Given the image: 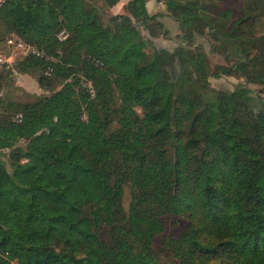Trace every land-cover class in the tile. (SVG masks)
I'll list each match as a JSON object with an SVG mask.
<instances>
[{
  "label": "trees",
  "instance_id": "obj_1",
  "mask_svg": "<svg viewBox=\"0 0 264 264\" xmlns=\"http://www.w3.org/2000/svg\"><path fill=\"white\" fill-rule=\"evenodd\" d=\"M101 1L0 5V43L17 36L51 60L24 57L19 73L52 68L33 102L1 97L0 83V264H264V104L251 109L248 87L264 85V2L203 24L235 58L211 69L189 43L196 0H164L184 35L172 52L154 48L147 25L163 14L145 0L129 5L147 38L127 16L105 19L120 0ZM221 77L243 82L216 91ZM168 220L185 227L164 236Z\"/></svg>",
  "mask_w": 264,
  "mask_h": 264
},
{
  "label": "rangeland",
  "instance_id": "obj_2",
  "mask_svg": "<svg viewBox=\"0 0 264 264\" xmlns=\"http://www.w3.org/2000/svg\"><path fill=\"white\" fill-rule=\"evenodd\" d=\"M132 0H120L118 3L123 4L122 7L118 8V4L115 8L105 9V19L109 16L113 15H123L131 18L132 22L138 26V29L141 35L145 38L148 37L150 33L143 26H140L139 18H136L131 14V11L135 9V6L129 5ZM146 1V9L148 15L152 16L155 14H163L166 10V5L164 0H145ZM198 2L197 6H194L193 11L196 14H200L202 21L197 22V26L201 32L196 30L192 33L193 40L191 43V49L200 48L207 57L208 64L211 69H214L217 66H225L234 63L235 58L233 55H223L221 50L217 48V43L213 41L208 34V29H202L203 24L212 20L213 26H230V24L243 15V13H248L251 15H256L261 12L263 8L264 0H196ZM123 2V3H122ZM87 7H102L101 0H86ZM224 14H226L224 16ZM159 25V27H157ZM147 26L152 27V31L155 34V37L151 39V42L154 48L164 49L169 52L174 51L175 48L183 44V33L178 25L173 19L164 14L159 16L156 20L149 21ZM249 36L251 38L257 37L256 33L250 32ZM17 38V36H14ZM22 41V40H21ZM261 47L260 55H261V69L264 70V39H262L259 43ZM215 48V49H214ZM150 53V50H147ZM0 53L11 57L12 65L15 67V64L23 59V56L14 51L13 49L8 48L5 45V42L0 43ZM42 74V75H41ZM45 77V78H43ZM40 78L43 79L42 84H46L51 80L50 77L44 75L43 71L33 70L28 74H21L20 78L17 80L13 77V75L9 72V74L0 73V83H1V97L6 99L15 100L21 103L33 102L42 96V93L45 91L40 87L39 81ZM243 82L242 80L237 79L236 77H221L218 79L210 78L209 83L210 86L216 91H225L232 90L235 85ZM60 86H55V89H59ZM248 87L252 91V96L254 98V103L251 104V109L253 106H260V103L264 104V85H248ZM54 88H52L53 90ZM262 106V105H261ZM260 106V107H261ZM137 113H140L138 109H136ZM86 117L84 116V120ZM130 201V187H124V196H123V205L127 209L128 203ZM166 229L164 232V236H173L178 234L185 225L183 223H179L174 226L171 223V220H168L165 223ZM110 243V240L107 241ZM158 252L160 253L161 258H167V252L165 251L161 241H157L155 244ZM167 264H171L167 260L165 261ZM11 264H18L16 261H12Z\"/></svg>",
  "mask_w": 264,
  "mask_h": 264
},
{
  "label": "built area",
  "instance_id": "obj_3",
  "mask_svg": "<svg viewBox=\"0 0 264 264\" xmlns=\"http://www.w3.org/2000/svg\"><path fill=\"white\" fill-rule=\"evenodd\" d=\"M5 0H0V5L4 2ZM68 38V33L65 30H61L58 32V34L56 35V39L59 42H64L66 39ZM5 45L10 48L13 49L16 52H19L23 58L27 57V56H33L35 58L38 59H46V60H50L48 57L45 56L44 52L38 50L37 48H35L34 46L28 45L26 43H24L23 41L19 40L18 38L11 36L10 38H8L5 41ZM51 61V60H50ZM5 68L6 70H8L14 78H16L17 80L20 78L21 74L19 73V71L12 65L11 62V57L6 56L2 53H0V70ZM52 74V68L51 67H47L44 70V75L49 77ZM90 89V92L93 95V92L90 88V85H87ZM44 96H48L49 92L48 91H44L42 93ZM16 121L20 122L22 117L21 115H17L15 117Z\"/></svg>",
  "mask_w": 264,
  "mask_h": 264
},
{
  "label": "crops",
  "instance_id": "obj_4",
  "mask_svg": "<svg viewBox=\"0 0 264 264\" xmlns=\"http://www.w3.org/2000/svg\"><path fill=\"white\" fill-rule=\"evenodd\" d=\"M122 3H123V2H122ZM122 5H123V4H120V6H119V4H118V6L116 5V6L118 7V8H116V9H119V7H122ZM116 6H115V7H116ZM115 7H113V8H115Z\"/></svg>",
  "mask_w": 264,
  "mask_h": 264
}]
</instances>
